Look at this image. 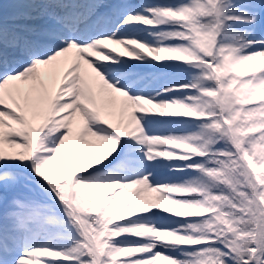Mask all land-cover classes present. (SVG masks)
<instances>
[{"label": "snow or ice", "instance_id": "snow-or-ice-1", "mask_svg": "<svg viewBox=\"0 0 264 264\" xmlns=\"http://www.w3.org/2000/svg\"><path fill=\"white\" fill-rule=\"evenodd\" d=\"M0 264H264V0L0 5Z\"/></svg>", "mask_w": 264, "mask_h": 264}]
</instances>
